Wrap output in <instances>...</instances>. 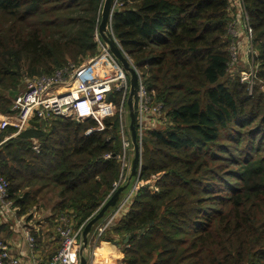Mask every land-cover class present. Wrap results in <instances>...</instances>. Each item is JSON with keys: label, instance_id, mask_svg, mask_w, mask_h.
I'll return each mask as SVG.
<instances>
[{"label": "trees", "instance_id": "16d2710c", "mask_svg": "<svg viewBox=\"0 0 264 264\" xmlns=\"http://www.w3.org/2000/svg\"><path fill=\"white\" fill-rule=\"evenodd\" d=\"M103 3L0 0V116L12 106L1 92L98 54ZM241 3L257 70L252 94L237 73L228 74L236 15L227 0H121L112 14L121 50L163 104V126L147 131L140 148L139 180L157 191L139 189L102 239L128 237L122 264H264V0ZM109 100L119 104L118 95ZM30 124L7 140L13 130L0 131V177L25 223L34 211L48 212L39 238L30 229L36 244L44 236L48 263L59 249V218L86 225L120 188L113 191L118 118L88 136L97 127L92 120ZM9 235L0 226V240Z\"/></svg>", "mask_w": 264, "mask_h": 264}, {"label": "built area", "instance_id": "2783aa9c", "mask_svg": "<svg viewBox=\"0 0 264 264\" xmlns=\"http://www.w3.org/2000/svg\"><path fill=\"white\" fill-rule=\"evenodd\" d=\"M227 1L229 10L236 15L235 9L230 6L235 3V0ZM236 1L238 3L236 19L228 27L230 36L228 53L234 58L237 54V47L242 45V51H244L250 63V71L247 73V81H243L239 77L242 82L248 85V91L251 94L253 85L256 84L255 77L257 72L253 63L252 35L248 16L242 7L241 0ZM120 7L121 0H113L107 32L122 56L129 63V66L135 71L137 77L133 108L136 139L140 150L146 132L163 126V104L155 100L153 90L147 87L142 73L137 70L133 62L121 50L119 42L112 32L110 26L111 17L113 12ZM238 38H242L241 43L236 41ZM95 41L99 48L98 54L84 61L79 66L68 65L56 70L51 75L26 77L24 79V91L15 97L9 113L0 116V131L13 130V133L5 139L7 140L16 137L29 128L31 121L34 119L47 123L55 117H63L75 120L77 123L87 120L94 121L97 127L87 130L85 135L88 136L94 131L100 132L104 130V120L117 116L121 153L115 159L120 164V175L119 180L113 184V191L125 185H127L129 190L93 226L88 235L87 247L84 250L87 253L86 264H106V260L99 253L103 237L126 215L139 189L147 188L151 191H157V188L152 184V181L142 182L139 180L141 157L136 175L131 178L132 181L129 180L133 145L129 122L125 117L128 116L127 99L130 93V76L112 53L109 52L108 46L101 41L98 32L95 34ZM116 95L119 97L118 105L109 100V98H114ZM33 145V150L38 152L37 142L33 141ZM105 158L111 157L106 155ZM7 187V182L0 177V218L6 220V222L17 219V209L8 200ZM19 218L23 221L22 217ZM84 227L85 224L75 227L69 215L60 217L53 229L54 234L59 238V249L56 255L45 264H80ZM24 237L28 249L33 253L36 249V241L29 229L24 230ZM0 264H20L17 257L9 254L7 245L1 240ZM33 264L38 263L34 261Z\"/></svg>", "mask_w": 264, "mask_h": 264}, {"label": "water", "instance_id": "95a60500", "mask_svg": "<svg viewBox=\"0 0 264 264\" xmlns=\"http://www.w3.org/2000/svg\"><path fill=\"white\" fill-rule=\"evenodd\" d=\"M112 4H113V0H104L102 12H101V21L99 23L97 32H98L99 37L101 38V41L108 46L109 52L112 53V55L118 60V62L123 67V69L130 76V93L127 99V107H128V118H129V131H130L131 141H132L133 150H134L133 159L131 161V174L129 177V180H131V178L136 175L137 168L139 166V159H140V150H139V145L136 139L135 115H134V108H133L135 91H136V86H137V77H136L135 71L129 66V63L122 56L120 50L115 45L114 41L111 39L110 35L107 32V25L110 19V12L112 8ZM126 188H127V185L122 186L119 189H117L113 193V195L106 201V203L99 210V212L85 225L83 233H82V249L80 252L81 254L80 264H86V260L82 256V252L87 247L88 235L90 234L91 229L97 222H99L105 216V214L110 209H112L116 205L121 194L124 192ZM127 240H128V237L125 238L124 243H126Z\"/></svg>", "mask_w": 264, "mask_h": 264}, {"label": "crops", "instance_id": "0c3cea01", "mask_svg": "<svg viewBox=\"0 0 264 264\" xmlns=\"http://www.w3.org/2000/svg\"><path fill=\"white\" fill-rule=\"evenodd\" d=\"M236 1V0H235ZM235 5V14L237 15V11H236V6H238V3L236 1V4L233 3ZM244 46V45H243ZM246 60V59H245ZM134 152V151H133ZM132 181V180H130ZM128 188V187H127ZM127 188L124 190V192L122 194H126L129 190H127ZM38 216H40V214H38ZM45 218V216H44ZM44 219L39 221V224L37 225H32L30 224L31 221H29L28 223L23 224L21 218L17 217L16 220H10L7 221L3 220L0 218V226L5 228L7 227V229L9 230L10 235L9 236H5L3 237L5 240V244L7 245L9 254L11 256L17 257L19 259L20 264H33L34 261H37L38 264H45V260H44V255H43V251H45V247H44V236H42V238L40 239V244H36V249L33 253L30 252V250L28 249L25 237H24V230L33 227V230L35 232H37V236L39 238V232L42 231V233H44L45 231V221H43ZM6 225V227H5ZM3 234V233H2ZM1 234V235H2ZM37 241V240H36ZM106 243V242H102ZM109 244V243H106ZM103 250V248H101ZM113 250V249H112ZM110 250L109 252L112 254V258L113 260H110L111 264H122L120 263V259L122 258V256H117L118 253H115V251ZM108 259V258H107ZM109 260V259H108ZM109 264V262L107 263Z\"/></svg>", "mask_w": 264, "mask_h": 264}, {"label": "rangeland", "instance_id": "374dc122", "mask_svg": "<svg viewBox=\"0 0 264 264\" xmlns=\"http://www.w3.org/2000/svg\"><path fill=\"white\" fill-rule=\"evenodd\" d=\"M235 4H236V1H235ZM231 7H232V9H235L234 7H235V5L233 4V5H230ZM236 11L238 12V6H236ZM236 41L238 42V43H241V41H242V38H238V39H236ZM228 56H229V68H228V74L229 75H234V74H238L240 77H241V79L243 80V81H247V73H249V71H250V67H249V65H250V63H249V61L247 60V56H246V54H244V51H242V45H239L238 47H237V54H236V56H234V58H232L231 57V55L228 53ZM246 59V60H245ZM24 85H25V83H24V81H22V82H20V84H19V86L17 87V88H15V89H13V90H10V91H3V92H1L2 94H3V96L5 97V98H7V99H9L11 102H13L14 101V99H15V97H17L21 92H23L24 91ZM256 88V84L255 85H253V88H252V91H251V94L253 93V91H254V89ZM258 89L260 90V91H264V86H259L258 87ZM125 119H127V121L129 122V120H128V116L127 117H125ZM158 128V127H157ZM163 128V127H162ZM134 151V150H133ZM132 157H131V161H132V159H133V155H134V152H132ZM231 183H234V179H232L231 180ZM128 190V189H127ZM125 194H121V196H120V198H122L123 196H124ZM38 214H40V216H38ZM44 216L45 217H47L48 216V212H45V211H34L33 213H32V219L30 220L31 221V223L30 224H34V223H37L38 221H40V220H42V219H45L44 218ZM23 222V224H24V221H22ZM29 230L30 229H33V227H30V228H28ZM9 231V230H8ZM44 231H46V227H45V230ZM107 235V234H106ZM104 242V241H103ZM106 243H109L108 244V246H105V247H109L108 248V250H107V255H106V257L109 259V264H111V262H110V260H113V258H112V254H114V253H110L109 251L110 250H112V251H115V253H118L117 254V256H122V258H123V249H124V246H123V244H124V242L123 243H121V244H118V243H115V244H112V243H110V242H106ZM39 244V243H38ZM104 247V248H105ZM101 248H103V246H101ZM82 256H83V258H85L86 259V256H87V253H86V251H84L83 252V254H82ZM121 258V259H122ZM120 259V260H121ZM107 264V263H106ZM113 264V263H112Z\"/></svg>", "mask_w": 264, "mask_h": 264}, {"label": "bare ground", "instance_id": "6f19581e", "mask_svg": "<svg viewBox=\"0 0 264 264\" xmlns=\"http://www.w3.org/2000/svg\"><path fill=\"white\" fill-rule=\"evenodd\" d=\"M109 247H103V250L102 249H99V253H101L102 257L106 260V262L108 263L109 260L107 259L106 255H107V250H108Z\"/></svg>", "mask_w": 264, "mask_h": 264}]
</instances>
